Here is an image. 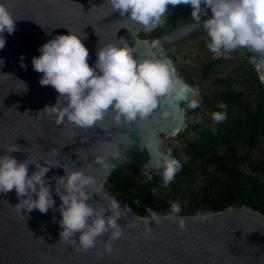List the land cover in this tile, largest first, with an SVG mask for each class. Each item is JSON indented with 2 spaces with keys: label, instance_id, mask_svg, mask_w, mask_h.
Here are the masks:
<instances>
[{
  "label": "water",
  "instance_id": "1",
  "mask_svg": "<svg viewBox=\"0 0 264 264\" xmlns=\"http://www.w3.org/2000/svg\"><path fill=\"white\" fill-rule=\"evenodd\" d=\"M0 3L17 19L15 31L4 33L6 43L0 49V58L4 59L0 65V153L15 146L18 149L12 155L18 160L28 157L33 162L41 160L43 164L46 160L57 165L50 167L46 177L63 175V166L83 167L101 188L89 202L95 206L100 200L107 206L109 198L115 197L107 186L111 173L125 164L143 169L151 160L153 145L160 150L163 135L174 136L181 131L196 88L185 90L181 86L159 96L156 108L135 121L117 123L109 110L96 125L82 127L60 120L53 109H44L56 104L60 94L52 85L39 82L42 73L33 69L32 57L40 54L38 49L44 42L69 30L82 36L89 49L90 65L95 63L100 46L118 43L120 37L143 57L153 40L140 34L152 32L175 9L189 4H170L162 22L148 29L122 17L109 0ZM247 49L264 79V52ZM21 54L26 69L21 67ZM63 101L61 97L58 106ZM101 154L107 155L109 168L96 162L95 157ZM35 169L34 164L29 165V174ZM51 183L56 205L46 213L38 209L20 212L15 205L20 199L15 189L0 193V264H264V214L245 205L211 213L204 222L189 219L185 229L169 219L160 224L150 221V233L145 232L142 216L130 209L118 219L123 235L112 242L111 253L104 250L102 240L93 248L76 251L68 241L60 240L61 201L54 191L55 181ZM120 204L122 209L126 206L122 201ZM78 236L74 237L77 241Z\"/></svg>",
  "mask_w": 264,
  "mask_h": 264
},
{
  "label": "clouds",
  "instance_id": "2",
  "mask_svg": "<svg viewBox=\"0 0 264 264\" xmlns=\"http://www.w3.org/2000/svg\"><path fill=\"white\" fill-rule=\"evenodd\" d=\"M109 3L122 17L139 22L148 29L162 22L170 4H189L194 22L185 23L183 31L188 33L193 30V25H202L209 37L207 47L212 52L222 54L242 46L264 52V0H109ZM202 4L211 10L210 16L204 12L207 16L204 20L200 15L204 11ZM16 20L8 7L0 3V49L6 43L4 33L15 31ZM117 40L118 43H108L97 49L93 65L89 64V49L82 36L71 30L40 45V54L32 57V67L42 73L39 77L42 85H52L60 94L56 104L46 105L44 109H53L58 112L60 120L67 119L82 127L96 125L109 110L114 113L117 123L121 120L132 122L150 114L156 108L159 96L174 92L181 86L187 90L188 86L176 75L171 59L163 54L159 40L152 42L148 54L143 57L124 37ZM153 48L156 51H152ZM23 56L21 54L20 64L26 69ZM3 63L4 59L0 58V65ZM61 97L64 101L58 106ZM197 104V100L192 101L193 107ZM219 107L225 108L226 105L220 101ZM211 115L217 121L226 118V113L221 111H213ZM16 149L18 147L13 146L0 153V193L15 189L20 198L15 205L20 212L21 209L29 212L38 209L46 213L56 205L51 183L54 180V191L61 201L60 240L68 241L76 251L93 248L98 240H102L104 250L111 253L112 242L123 235V224L118 219L130 208L126 205L122 209L115 197L109 198L107 206L100 200L95 206L90 203L101 188L97 186L95 177L83 167L70 169L62 165L63 175L46 177L50 167L57 165L46 160L43 164L41 160L33 162L28 157L18 160L12 155ZM150 154L151 160L143 169L152 167L160 170L163 184L167 186L182 167L180 161L172 156L171 149L164 152L156 145ZM95 160L109 168L107 155H97ZM33 164L36 169L29 174V165ZM147 178L152 179L150 173ZM151 191L156 195L158 189ZM169 204L170 210L165 213L145 206L148 215L142 219L146 233L152 231L153 223L150 221L160 224L169 219L185 229L189 219L204 222L211 216L210 212L198 211L191 217H185L178 215L181 210L178 200ZM77 233L78 241L74 238ZM106 234L107 239H104Z\"/></svg>",
  "mask_w": 264,
  "mask_h": 264
},
{
  "label": "trees",
  "instance_id": "3",
  "mask_svg": "<svg viewBox=\"0 0 264 264\" xmlns=\"http://www.w3.org/2000/svg\"><path fill=\"white\" fill-rule=\"evenodd\" d=\"M204 9L207 5L202 4ZM192 6H182L165 17L163 22L150 33H141L143 39L159 40L163 54L169 50V44L162 38V28H166L175 17L191 18ZM211 15V14H210ZM196 30V29H195ZM245 58L239 59L231 74L218 75L216 67L226 64L225 55L210 58L203 64L200 85L213 78L216 88L210 92H202L189 101L186 109L185 124L187 131L196 132L189 140L185 138V146L179 149L171 144V154L178 159L182 167L176 172L174 179L165 186L158 169L143 170L138 166L125 164L117 167L109 176L107 186L111 193L131 210L146 216V207L159 213L170 210V201L178 200L181 210L178 215L192 216L196 212L216 213L228 207L248 206L264 214V160H256L254 149L264 143V83L254 64L250 60L247 47H240ZM154 51L156 49L154 48ZM159 55V53H157ZM181 79L191 85L195 80L184 68L179 69ZM246 81L251 89L250 94L237 90L236 81ZM198 104L192 106V101ZM223 101L225 108L219 107ZM226 113L222 120L213 119L211 113ZM206 112L214 121V126L202 123L192 127V119ZM151 174L152 179L147 178ZM200 173L208 174L202 190L195 196H185L181 191L182 184L193 181ZM158 189L156 195L152 189Z\"/></svg>",
  "mask_w": 264,
  "mask_h": 264
},
{
  "label": "rangeland",
  "instance_id": "4",
  "mask_svg": "<svg viewBox=\"0 0 264 264\" xmlns=\"http://www.w3.org/2000/svg\"><path fill=\"white\" fill-rule=\"evenodd\" d=\"M202 9L204 11H202L200 15L201 20H204L207 18V16L204 15V12H207L208 16H210L211 10L210 8ZM188 22H194V19H178L174 17L166 28L161 29V32L163 40L166 41L170 46L169 50L166 52L169 55L168 57L173 60L178 70L184 68L186 73L192 74L195 80V85H191L186 82L188 87L196 88L197 90L196 95L191 98L193 99L198 97L202 92H210L216 88V86H214L212 83L213 78L203 82L200 85L201 71L203 64L210 58H219L224 54H216L207 47V41L209 40V37L202 25L199 27H195V25H193L192 31L184 33V25ZM243 52L244 51L240 47L230 50V52L225 55L227 63L220 64L216 67L218 75L231 74L234 65L238 64V60L245 58ZM254 66L260 75L261 81L264 83V79L261 77V72L258 69L259 67H257V65ZM235 87L237 90L244 91L248 95L251 92L250 86L246 81H236ZM199 123L211 127L214 126V121L206 112H203L198 117L192 119L191 125L194 127ZM186 127L187 125L184 123L180 132L183 133L186 130ZM179 133L169 137L163 135V141L160 150L165 152V147L168 144L182 149L186 144V137L187 139L192 140L197 135L193 129L191 131H187V133L184 135H180ZM253 152L256 160H264V143L258 145ZM207 176L208 174L206 173H200L193 181L183 183L181 191L185 196H195L202 190L206 183Z\"/></svg>",
  "mask_w": 264,
  "mask_h": 264
}]
</instances>
